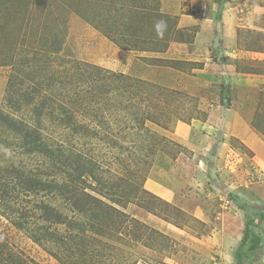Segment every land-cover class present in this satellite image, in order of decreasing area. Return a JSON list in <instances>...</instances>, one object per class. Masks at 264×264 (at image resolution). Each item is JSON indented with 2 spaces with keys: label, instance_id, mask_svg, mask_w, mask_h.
Returning a JSON list of instances; mask_svg holds the SVG:
<instances>
[{
  "label": "rangeland",
  "instance_id": "rangeland-1",
  "mask_svg": "<svg viewBox=\"0 0 264 264\" xmlns=\"http://www.w3.org/2000/svg\"><path fill=\"white\" fill-rule=\"evenodd\" d=\"M251 4L0 0V111L17 126L0 124V264H237L252 219L242 263L264 264V147L222 118L241 110L264 140ZM180 124L211 140L186 147ZM19 127L58 161L15 148Z\"/></svg>",
  "mask_w": 264,
  "mask_h": 264
},
{
  "label": "crops",
  "instance_id": "crops-1",
  "mask_svg": "<svg viewBox=\"0 0 264 264\" xmlns=\"http://www.w3.org/2000/svg\"><path fill=\"white\" fill-rule=\"evenodd\" d=\"M248 1H252L253 5L251 4V6H255V8H262V6H264V0H248ZM256 24H257V22H256ZM204 38H206V37H204ZM226 42H228V40H226ZM231 42L233 43L234 41H231ZM140 73H142V71H140ZM143 74H147L146 76H149L150 78L155 77V79H156V77L158 78L160 75H162L161 73L159 74V73L155 72L153 69H151L149 72L148 71L144 72ZM155 82H159V81L155 80ZM218 111H220V110H218ZM241 112H242L241 110L235 111L234 109L233 110L229 109V110H226L225 112H223L222 118L224 119V123L228 125V128H229L228 130L236 128V127L242 128V130L240 131V134L239 133L238 134H227V135L225 134V136L226 137H234V138L238 139L250 151L256 152L260 148L264 147V140H261L260 138H258L259 136L257 137L256 136L257 134L250 133V130L248 128H246V126L244 127V125L240 124V118L241 117L243 118ZM244 122H249V120L245 119ZM196 123H197V125H199L201 127L203 125V123L199 122V121H197ZM197 125L194 124V125H192V127H189L188 125L180 124L178 126V130L176 132V135L181 137L179 140L181 143L186 145V147H191L192 144L194 145V147H196V146L199 147V144L197 142L198 140H201V142H202L201 146H205L207 144V141L211 140L210 134H206L204 138H203L204 135L201 137V134L199 133V131L196 130L198 127ZM204 126L205 125H203V129H205ZM192 132H194V133H192ZM156 188H159L158 189V190H160L159 192L166 191L164 188H162L159 185H156ZM173 188H177L176 182L173 184ZM258 198L260 200L264 201V196H258ZM251 200L256 201L254 196L251 197Z\"/></svg>",
  "mask_w": 264,
  "mask_h": 264
},
{
  "label": "trees",
  "instance_id": "trees-1",
  "mask_svg": "<svg viewBox=\"0 0 264 264\" xmlns=\"http://www.w3.org/2000/svg\"><path fill=\"white\" fill-rule=\"evenodd\" d=\"M13 107L15 108L16 106L13 105ZM0 124L4 125V124H9L11 127L17 129V126L14 125V121H9V115L4 113L2 110L0 111ZM19 135L22 136V138H26V140H24V142H22V144H20V146H18L19 144H15L19 147L22 148L23 151L25 152H29L31 150V148H33L32 151H42L45 154H49L51 157H53L52 159H54V161H58L57 156H53V154H51L50 149L46 148L45 144L42 142L41 138H39L36 134V132L33 133H28V129H24L23 127H19ZM31 138V139H30ZM31 153V152H30ZM261 219H264V214L260 215ZM260 220V219H258ZM258 220L252 219V220H247L246 222V230L247 233L245 235V237L243 238L239 248L237 249L236 253H235V259L237 264H243V260L242 258L245 257H249V254H247L248 251H250L253 247L255 248L256 246V237L252 234V228L255 227L258 223ZM94 227V226H93ZM80 231H85V229H81ZM43 238H45L46 236L41 235ZM34 239H37L36 236L33 237ZM253 248V249H254ZM76 264V262L74 263Z\"/></svg>",
  "mask_w": 264,
  "mask_h": 264
},
{
  "label": "clouds",
  "instance_id": "clouds-1",
  "mask_svg": "<svg viewBox=\"0 0 264 264\" xmlns=\"http://www.w3.org/2000/svg\"><path fill=\"white\" fill-rule=\"evenodd\" d=\"M154 27H155L157 36L162 38L164 35V30L166 29V23L163 20H160L156 22Z\"/></svg>",
  "mask_w": 264,
  "mask_h": 264
}]
</instances>
